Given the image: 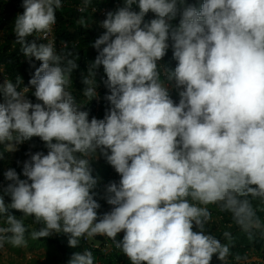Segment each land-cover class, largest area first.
<instances>
[{
	"label": "clouds",
	"instance_id": "9594fccd",
	"mask_svg": "<svg viewBox=\"0 0 264 264\" xmlns=\"http://www.w3.org/2000/svg\"><path fill=\"white\" fill-rule=\"evenodd\" d=\"M21 6L16 43L41 62L29 80L36 102L28 87L18 89L19 79L5 77L0 144L13 151L38 137L47 153L27 154L24 179L15 169L4 173L0 248L26 246L29 229L19 212L43 225L31 231L33 239L64 233L76 248L80 238L92 245L106 236L130 264H211L214 255L223 261L228 247L204 231L208 206L247 228L254 216L247 197L264 198V0H203L199 8L188 0H124L108 11L82 77L91 101L103 68L109 107L101 119H90L68 90L78 64L55 48L62 0ZM149 12L153 18L145 21ZM34 33L44 43L26 40ZM170 47L178 63L168 70L158 62ZM172 89L179 90L178 103ZM98 149L120 177L105 186L112 207L102 215L91 166ZM68 264L95 258L85 249Z\"/></svg>",
	"mask_w": 264,
	"mask_h": 264
},
{
	"label": "trees",
	"instance_id": "16d2710c",
	"mask_svg": "<svg viewBox=\"0 0 264 264\" xmlns=\"http://www.w3.org/2000/svg\"><path fill=\"white\" fill-rule=\"evenodd\" d=\"M81 0H62L63 7L56 11V24L53 28L55 48L58 53H71L72 59L78 64V68L73 71L71 75L69 89L74 95L78 103L85 105V109L90 113L91 117L95 116L101 119L105 115V110L109 107L108 102L104 99L107 89L102 83L104 77L103 68L101 67L97 72V91L98 98L89 101L83 96L82 77L87 75V70L90 63L95 59L97 51L92 47L95 39L98 38L105 30L100 26L94 13L89 10L78 12L74 5ZM189 3L195 5L197 8L201 6L203 0H188ZM100 4L110 7V11H115L118 7H122L124 0H92L91 4ZM22 0H0V79L3 74L6 80H11L17 84L18 89L23 87L29 88L28 97L36 102L32 95L34 88L29 84V80L34 74L35 68L40 66V61L35 58H28L24 55L21 45L16 43L17 37L14 32L15 19L18 14L23 12ZM134 10L139 9L133 6ZM153 15L149 12L145 16V21L150 20ZM81 20L84 23H81ZM28 42L35 41L38 45L44 43L42 39L37 37V34L26 37ZM177 61L173 59L171 47L169 48L165 57L158 62L165 66L168 70L174 69ZM179 90H169L170 96L174 103L179 102ZM2 99V97H0ZM43 151L47 153L44 143L38 138L34 137L30 141L16 145L13 156L10 158V151L7 150L6 145L0 144V187L6 186L9 181L4 177V173L8 169H15L22 175L23 162L29 158L28 153H35ZM93 168V176L97 178V185L94 188L96 193L95 198L100 203L101 207L98 210L102 215L111 210L110 205L105 201V186L112 181L119 182V175L114 168L106 161L93 159L91 161ZM104 183V185H102ZM259 196L253 197L249 195L247 199L250 202L254 216L247 228L242 227L236 223L232 214L227 211H222L219 206L213 205L214 212L219 218H211L205 225L204 231L206 234L214 236L224 246L229 249L228 255L223 261L214 255L211 264H264V205L262 203L255 205V201ZM6 203L9 198L5 196ZM18 218L24 219L25 225L29 229L26 233V240L31 239V231L38 230L43 225L36 224L32 217L24 218L21 213H15ZM227 234V235H226ZM123 234H118L117 239H121ZM33 239V238H32ZM102 239V238H101ZM38 245H42L47 249V257L51 264H68L74 252H83L85 249L92 251L93 256L99 264H130L128 258L119 250L113 249L111 252L104 253L100 249L93 247L86 239L80 238L79 244L76 248H72L68 244L69 236L64 233L53 232L48 237L33 239ZM257 255L260 260H248L251 255Z\"/></svg>",
	"mask_w": 264,
	"mask_h": 264
},
{
	"label": "rangeland",
	"instance_id": "374dc122",
	"mask_svg": "<svg viewBox=\"0 0 264 264\" xmlns=\"http://www.w3.org/2000/svg\"><path fill=\"white\" fill-rule=\"evenodd\" d=\"M5 79L0 81L3 84ZM70 91V89L68 88ZM14 151H10L9 157L11 158ZM104 156L97 150L96 159L103 160ZM262 203L264 205V198L260 197L255 201V205ZM211 211L214 209L213 205L208 206ZM211 218H219L214 212H211ZM3 225V220L0 219V226ZM92 239V237H89ZM97 242L99 241L98 238ZM47 249L42 245H38L32 238L27 240V244L24 247L15 248L11 244H5L3 248H0V264H51L47 257ZM248 260H260L257 255H251Z\"/></svg>",
	"mask_w": 264,
	"mask_h": 264
},
{
	"label": "built area",
	"instance_id": "2783aa9c",
	"mask_svg": "<svg viewBox=\"0 0 264 264\" xmlns=\"http://www.w3.org/2000/svg\"><path fill=\"white\" fill-rule=\"evenodd\" d=\"M74 7L76 8V10L78 12H83L84 10H89L90 12L94 13L96 16V19L99 21V23L101 24V22L105 19V14L110 11V7L106 6V5H100V4H90L87 8L83 7V0L77 2ZM153 18V15L150 16L149 19ZM51 33H49L48 38L50 36ZM52 42V41H51ZM53 43V42H52ZM54 44V43H53ZM2 79H5V75L3 74ZM102 185H104L102 183ZM119 234H123V232L119 233ZM93 247H96L98 249H100L102 252L104 253H108L109 251L116 249L115 244L112 240H110L108 237L105 236V239L102 240L101 243L99 244H92ZM95 264H99L98 261H96Z\"/></svg>",
	"mask_w": 264,
	"mask_h": 264
},
{
	"label": "crops",
	"instance_id": "0c3cea01",
	"mask_svg": "<svg viewBox=\"0 0 264 264\" xmlns=\"http://www.w3.org/2000/svg\"><path fill=\"white\" fill-rule=\"evenodd\" d=\"M164 81V83H165V85H166V87L167 88H169V86H171L172 84H169L167 81H165V80H163ZM173 85H175L174 83H173ZM176 87V86H175Z\"/></svg>",
	"mask_w": 264,
	"mask_h": 264
}]
</instances>
